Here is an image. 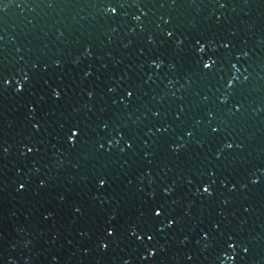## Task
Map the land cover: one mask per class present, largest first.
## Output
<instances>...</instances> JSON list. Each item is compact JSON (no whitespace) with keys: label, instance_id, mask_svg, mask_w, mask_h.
Returning a JSON list of instances; mask_svg holds the SVG:
<instances>
[{"label":"water","instance_id":"1","mask_svg":"<svg viewBox=\"0 0 264 264\" xmlns=\"http://www.w3.org/2000/svg\"><path fill=\"white\" fill-rule=\"evenodd\" d=\"M3 78L0 264H264V0H0Z\"/></svg>","mask_w":264,"mask_h":264},{"label":"snow or ice","instance_id":"2","mask_svg":"<svg viewBox=\"0 0 264 264\" xmlns=\"http://www.w3.org/2000/svg\"><path fill=\"white\" fill-rule=\"evenodd\" d=\"M123 6H124L123 4H118V7H123ZM112 11L115 12V11H116V8L114 7V8L112 9ZM137 19H139V17H137ZM169 35H171V33H169ZM198 50H199L200 52H204V51H205V46H204L203 44H201V45L199 46ZM215 63H216L215 60L209 58V60H208L206 63L203 64V67H204L205 69H210ZM7 84H8V80H7L6 78L0 79V88L4 87V86L7 85ZM54 95H56V97L59 98V93L54 92ZM128 95L131 96L132 93L129 92ZM74 129H75V130H74ZM74 129H73V128H70V129H69L68 140H69L70 142L74 141L73 138H76V137L79 135V129H78V128H74ZM213 131H216V129H213ZM228 147H231V145H228ZM5 151H7V150L5 149ZM30 151H31V149H30ZM99 183H100L101 186H104V185L107 183V181H106L103 177H101L100 180H99ZM253 183H256V181H253ZM203 191H204L205 193H209V194H210V192H209V188H207V187H205V188L203 189ZM162 212H163V209L161 208V209H159V210H155V211H154V214H155L156 217H159V216L162 214ZM173 223H174V221L169 220V225H171V224H173ZM108 235H112V232L109 231V232H108ZM138 239H139V237H138ZM151 239H152V237L149 236V240H151ZM230 246H231V245H230ZM105 247H106V245H105ZM151 254H152V253H150V255H151Z\"/></svg>","mask_w":264,"mask_h":264}]
</instances>
